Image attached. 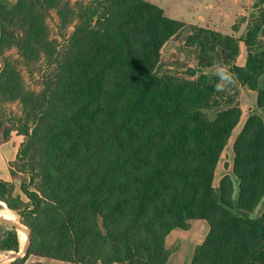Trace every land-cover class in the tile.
I'll return each mask as SVG.
<instances>
[{"label": "trees", "instance_id": "trees-1", "mask_svg": "<svg viewBox=\"0 0 264 264\" xmlns=\"http://www.w3.org/2000/svg\"><path fill=\"white\" fill-rule=\"evenodd\" d=\"M52 13L62 43L50 36ZM184 25L144 0H0V144L23 137L9 174L26 198L0 180V203L29 231L11 264H166L165 237L193 220L208 232L190 264H264V119L249 115L232 144L236 197L228 174L216 190L241 110L236 85L217 93V77L202 72L227 65L264 111V21L228 32L190 24L184 45L197 70L158 74L162 47ZM23 69L39 73L37 90ZM19 248L15 226L0 228V254Z\"/></svg>", "mask_w": 264, "mask_h": 264}, {"label": "rangeland", "instance_id": "rangeland-1", "mask_svg": "<svg viewBox=\"0 0 264 264\" xmlns=\"http://www.w3.org/2000/svg\"><path fill=\"white\" fill-rule=\"evenodd\" d=\"M66 1L69 2L72 7H75L79 3L87 2L91 0H66ZM144 1L152 3L158 6L159 8H161L167 17L173 20L179 21V22H183L185 24L184 25L185 29L182 35L178 37H174L173 39L169 40L162 47L160 51L159 64L156 70V72L160 75L166 74V73H171V74L179 73L180 75H182L183 72H186L188 70H197V59H196L195 49L184 45L185 37L191 33V29L189 28L190 24L208 25L210 28H213L216 31L228 32L231 26L236 25L237 22L241 20L246 21L247 25L254 23V22H259L262 19L264 21V0L244 1L241 8L233 6L232 4L233 2H229L230 0L228 1L214 0V2L216 1L218 3V7H216L217 9H215L214 12L217 14V16H220L221 18L226 19L227 23L225 24L224 23L216 24L212 22L198 23L196 21L195 15H191L188 12V10L191 11V9H195L196 13H203L202 12V7H203L202 0H187V1L185 0L184 1L183 0H144ZM2 2L7 8L12 7V6L10 7L8 6L10 4L9 0H2ZM186 20H190V22H187ZM47 22L49 26L50 36L52 38L58 39L59 42L62 43L63 38L61 37V35L64 34V31L60 32V30L58 29V18L56 17V15L52 13L48 17ZM228 24H232V25L227 26ZM245 25L246 24H244V26L240 29L241 33L242 32L245 33V31L248 29V27H246ZM263 32H264V29H263ZM261 38L264 44V36H262ZM246 55H247V50L245 46L243 44H240L239 45V55L236 59V64L238 66L244 65ZM6 56L15 58V51L14 50L9 51L6 54ZM215 66L205 69L202 72L205 74H213L215 71ZM22 71H23L22 72L23 78H24L27 88H29L30 90H37L39 87V73L37 71H33V73H31L30 71L26 69H23ZM236 87L238 89V95L236 97V100L241 110V116H240L238 124L236 125V127L233 129L231 133V136L227 142V145L225 146L220 156L219 162L215 168L214 180H213V187L217 190L220 179L224 175H227V174L230 175L234 182V197H236V194H237V182L235 178L231 175V167H232V159H233L232 144L249 115H251L252 113H256L261 118L264 119V111L258 110L255 106L256 92H252L247 87H242L237 84H236ZM13 134H16V133H13ZM13 140H16L15 137H13ZM8 170H9V166H8ZM7 182L12 184L13 186V189H14L13 196L19 195L20 198L25 202L26 198L20 192V189H19L20 180L9 178V181ZM262 208L263 206L260 205L252 216L257 217L259 213L261 212ZM4 209L10 210L7 208L6 204L2 202L0 203V210H4ZM11 212L17 219V222L21 223L18 215L14 211H11ZM6 221H7L6 223H0V228H2L3 230H6L9 224L12 223L9 220H6ZM23 227L26 228L24 225ZM27 230L28 229L26 228L25 232H27ZM16 231H17V228H16ZM21 244H20L18 253L6 252V253L0 254V264H11L17 258H20V259L23 258V256H25V251H24L25 242L23 243L21 242ZM13 256H17V257L13 260L9 258Z\"/></svg>", "mask_w": 264, "mask_h": 264}, {"label": "crops", "instance_id": "crops-1", "mask_svg": "<svg viewBox=\"0 0 264 264\" xmlns=\"http://www.w3.org/2000/svg\"><path fill=\"white\" fill-rule=\"evenodd\" d=\"M10 4L13 6L16 0H9ZM184 1V0H183ZM187 1V0H185ZM228 1V0H226ZM244 1L248 0H230L233 2V6L242 7ZM203 13H196L195 9L188 10L191 15H195L196 21L198 23H216V24H225L227 23L226 19L217 16L214 12L218 3L214 0H202ZM190 22V20H186ZM234 22V21H233ZM183 23V22H182ZM232 24H228L230 26ZM1 67V65H0ZM253 92V91H252ZM15 137L16 140H13ZM23 137L17 134H11L10 140L6 143L0 144V180L9 181L10 174L8 170L9 163L14 161L17 150ZM208 232V225L203 220H193L190 222V226L187 230L174 229L171 230L164 240V247L169 251V256L166 264H190L194 249L196 246L202 243L206 234ZM11 259V258H10ZM13 260V259H12ZM71 264L65 263L56 260H49L35 256H29L23 264Z\"/></svg>", "mask_w": 264, "mask_h": 264}, {"label": "clouds", "instance_id": "clouds-1", "mask_svg": "<svg viewBox=\"0 0 264 264\" xmlns=\"http://www.w3.org/2000/svg\"><path fill=\"white\" fill-rule=\"evenodd\" d=\"M214 75L218 80L215 84V91L217 93L231 94L237 80L229 67L225 64H217L215 66Z\"/></svg>", "mask_w": 264, "mask_h": 264}, {"label": "bare ground", "instance_id": "bare-ground-1", "mask_svg": "<svg viewBox=\"0 0 264 264\" xmlns=\"http://www.w3.org/2000/svg\"><path fill=\"white\" fill-rule=\"evenodd\" d=\"M6 208V207H5ZM14 213V212H13ZM0 218L9 220L10 222H12L13 224H15L17 226V231H18V235H19V240L23 243L26 242V232L25 229L23 227V225L19 222H17V219L15 218V216L12 214V212L10 210H0ZM20 242V244H21ZM22 245V244H21Z\"/></svg>", "mask_w": 264, "mask_h": 264}, {"label": "water", "instance_id": "water-1", "mask_svg": "<svg viewBox=\"0 0 264 264\" xmlns=\"http://www.w3.org/2000/svg\"><path fill=\"white\" fill-rule=\"evenodd\" d=\"M6 222H7V221H6L5 219L0 218V223H6ZM9 225H11V226H15V228H17L16 225L13 224V223H10ZM28 235H29V231L27 230V232H26V236H27V238H26V242H25V246H24V251H25V253H26L27 248H28V245H29V237H28ZM16 257H17V256H13V257H9V258H11V259H15Z\"/></svg>", "mask_w": 264, "mask_h": 264}]
</instances>
